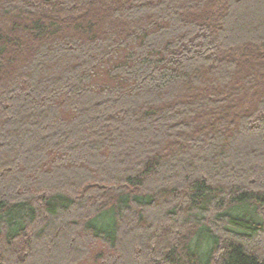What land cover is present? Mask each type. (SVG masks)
<instances>
[{
  "label": "trees",
  "instance_id": "obj_1",
  "mask_svg": "<svg viewBox=\"0 0 264 264\" xmlns=\"http://www.w3.org/2000/svg\"><path fill=\"white\" fill-rule=\"evenodd\" d=\"M0 264H264V0H0Z\"/></svg>",
  "mask_w": 264,
  "mask_h": 264
}]
</instances>
